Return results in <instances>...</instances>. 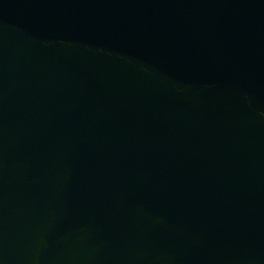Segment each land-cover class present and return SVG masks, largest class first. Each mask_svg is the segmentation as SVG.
<instances>
[{
  "label": "water",
  "instance_id": "95a60500",
  "mask_svg": "<svg viewBox=\"0 0 264 264\" xmlns=\"http://www.w3.org/2000/svg\"><path fill=\"white\" fill-rule=\"evenodd\" d=\"M0 264H264V0H0Z\"/></svg>",
  "mask_w": 264,
  "mask_h": 264
}]
</instances>
